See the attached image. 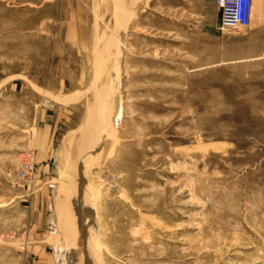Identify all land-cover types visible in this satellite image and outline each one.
Here are the masks:
<instances>
[{
	"label": "rangeland",
	"instance_id": "374dc122",
	"mask_svg": "<svg viewBox=\"0 0 264 264\" xmlns=\"http://www.w3.org/2000/svg\"><path fill=\"white\" fill-rule=\"evenodd\" d=\"M114 1L0 0V264H31L18 170L37 109L65 106L46 213L57 264H264V9L223 32L215 0H118L122 29ZM95 50L112 89L91 138Z\"/></svg>",
	"mask_w": 264,
	"mask_h": 264
},
{
	"label": "crops",
	"instance_id": "0c3cea01",
	"mask_svg": "<svg viewBox=\"0 0 264 264\" xmlns=\"http://www.w3.org/2000/svg\"><path fill=\"white\" fill-rule=\"evenodd\" d=\"M264 9V0H252V15L256 8ZM74 109L69 106L58 109L38 108L34 123L27 134V148L35 156V174L28 180L27 194L32 209L29 228L22 235V250L31 264H57V258L46 241L49 198L50 161L55 152L59 130L70 122Z\"/></svg>",
	"mask_w": 264,
	"mask_h": 264
},
{
	"label": "bare ground",
	"instance_id": "6f19581e",
	"mask_svg": "<svg viewBox=\"0 0 264 264\" xmlns=\"http://www.w3.org/2000/svg\"><path fill=\"white\" fill-rule=\"evenodd\" d=\"M121 1V0H120ZM123 1V0H122ZM122 3V5H123V2H121ZM119 1L118 0H115L114 1V5H115V22L117 23V25H118V27L119 26H121V27H119V28H122V27H125V23H127L128 22V20H127V18L129 17L128 16V14H130V13H126V11L127 10H125V9H122L119 5ZM125 6V5H124ZM120 8V9H119ZM129 12V11H128ZM117 25H116V29L118 28L117 27ZM119 28H118V30H119ZM122 29H126V28H122ZM123 32V31H122ZM122 32H121V36H122ZM117 32H115V34H116ZM118 33H120V32H118ZM118 33H117V35H118ZM118 37H116V40H118L117 39ZM112 39H113V37H112ZM121 39V38H120ZM122 40V39H121ZM113 40H111V42H112ZM115 41V40H114ZM116 42H118V41H116ZM121 42V41H120ZM113 43V42H112ZM115 43V42H114ZM106 45V44H105ZM111 45V44H110ZM109 45V46H110ZM114 45V44H113ZM117 45H119V44H117ZM119 48V47H118ZM102 56V54L101 53H99V51H96L95 50V52H94V60H93V62H94V64H93V69H92V80H91V83H90V85H89V88L86 90V91H92V92H96L97 91V95L99 96V97H97L98 99H99V103H98V106H96V105H93V106H89V114H90V116H91V119H92V121H93V123H91L90 124V126L89 127H87V129H90V133H91V138H93L94 136H93V132H92V130H91V128H92V126L93 127H95V128H97V127H103L102 126V121H106L107 122V120H106V115H107V113L109 112V108H108V103L106 102V99H107V94L111 91V89H112V84H111V82H109V84H108V86L107 85H105V86H103V88H100V89H98V87H99V81H100V79H101V75H102V65H103V58L101 57ZM111 73V72H110ZM110 78V77H109ZM67 100H69V101H71V98L70 97H68V98H66ZM97 113V114H96ZM96 116V117H95ZM105 122V123H106ZM93 129V128H92ZM87 131V130H86ZM98 131H100V130H98L97 129V132ZM103 132V131H102ZM89 133V134H90ZM100 133V132H99ZM104 133V132H103ZM87 135H88V133H87ZM101 135V134H100ZM95 138V137H94ZM97 139V138H96ZM95 140V139H94ZM87 141V140H86ZM96 141V140H95ZM99 142V141H98ZM92 143H94V142H92ZM88 144V146H89V143H87ZM97 144H99V143H96V144H94V145H97ZM88 146H87V148H88ZM91 146H93V145H91ZM94 147H96V146H94ZM89 149V148H88ZM64 150V149H63ZM89 151V150H88ZM63 152V151H62ZM62 152L60 153V151H59V155H61L62 154ZM88 153V152H87ZM86 154V153H85ZM85 154H83V155H85ZM63 156V155H62ZM90 155H88L87 157H89ZM92 156V155H91ZM84 157H86V155L84 156ZM87 157H86V159H87ZM83 159V158H82ZM85 159V158H84ZM83 159V160H84ZM88 161V160H87ZM84 187V186H83ZM96 188H97V186H95ZM94 187V190L96 189ZM91 187H89V189H90ZM88 189V190H89ZM87 190V191H88ZM91 190H93V188H91ZM90 190V191H91ZM97 190V189H96ZM93 195V194H92ZM80 196V195H79ZM84 196V195H83ZM95 199V198H94ZM93 199V200H94ZM53 203H54V208H55V212L56 213H58V216H63L65 213H63L64 212V210H62V209H60V207H61V204H60V198L58 199V198H54V201H53ZM57 210V211H56ZM83 210H85V209H83ZM98 212V211H97ZM88 216V215H87ZM87 216H86V218H87ZM64 218H62V220H61V223L64 225V227H63V229H64V231L68 234V233H74V236H75V231H73L71 228V226H70V224H69V220L67 221V219H69V215H68V213H66L64 216H63ZM91 217V216H90ZM80 220V219H79ZM84 222V221H83ZM86 222V221H85ZM90 223V222H89ZM71 227V228H70ZM79 229V228H78ZM88 229V228H87ZM86 229V230H87ZM81 231V230H80ZM82 233V232H81ZM85 234V233H84ZM88 235H87V239L88 238H90L91 237V234H92V225H91V229H90V231L87 233ZM77 236V235H76ZM77 238V237H76ZM79 242V241H78ZM76 244V243H75ZM77 245V244H76ZM93 245V244H92ZM82 246V245H81ZM80 246V247H81ZM91 246V245H90ZM82 248V247H81ZM92 249V248H91ZM94 250V249H93ZM86 252V251H85ZM94 252V251H93ZM97 252V251H96ZM89 253V252H88ZM71 254V253H70ZM78 256V255H77ZM68 257V256H67ZM86 258V257H85ZM73 264H78V261L77 260H75V262L73 263ZM93 264V263H92Z\"/></svg>",
	"mask_w": 264,
	"mask_h": 264
},
{
	"label": "built area",
	"instance_id": "2783aa9c",
	"mask_svg": "<svg viewBox=\"0 0 264 264\" xmlns=\"http://www.w3.org/2000/svg\"><path fill=\"white\" fill-rule=\"evenodd\" d=\"M219 11L218 29L220 31L240 30L249 27L252 18V0H215ZM35 168V156L32 151L25 152L18 176L30 180Z\"/></svg>",
	"mask_w": 264,
	"mask_h": 264
}]
</instances>
